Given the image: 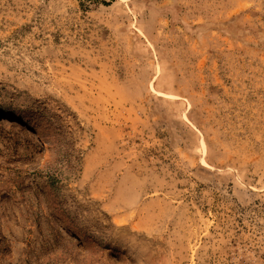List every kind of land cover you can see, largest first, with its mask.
<instances>
[{
    "label": "rangeland",
    "instance_id": "1",
    "mask_svg": "<svg viewBox=\"0 0 264 264\" xmlns=\"http://www.w3.org/2000/svg\"><path fill=\"white\" fill-rule=\"evenodd\" d=\"M0 264H264V0H0Z\"/></svg>",
    "mask_w": 264,
    "mask_h": 264
},
{
    "label": "bare ground",
    "instance_id": "2",
    "mask_svg": "<svg viewBox=\"0 0 264 264\" xmlns=\"http://www.w3.org/2000/svg\"><path fill=\"white\" fill-rule=\"evenodd\" d=\"M6 119H7L8 122H9V121H10V122H13V121H19L20 123H21V122L24 123L26 118H25V117H21V118H19V117H17V116H10L9 118H6ZM10 122H9V123H10Z\"/></svg>",
    "mask_w": 264,
    "mask_h": 264
}]
</instances>
